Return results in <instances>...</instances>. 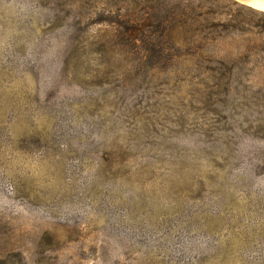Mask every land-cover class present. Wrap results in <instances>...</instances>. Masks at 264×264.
<instances>
[{
    "label": "rangeland",
    "instance_id": "rangeland-1",
    "mask_svg": "<svg viewBox=\"0 0 264 264\" xmlns=\"http://www.w3.org/2000/svg\"><path fill=\"white\" fill-rule=\"evenodd\" d=\"M152 4L0 0V264H264V0Z\"/></svg>",
    "mask_w": 264,
    "mask_h": 264
},
{
    "label": "trees",
    "instance_id": "trees-1",
    "mask_svg": "<svg viewBox=\"0 0 264 264\" xmlns=\"http://www.w3.org/2000/svg\"><path fill=\"white\" fill-rule=\"evenodd\" d=\"M117 1L119 3L122 2V4L123 3L131 4L133 6V11H132L133 14L135 13V11H136V14H140L142 12L140 17H136L135 14L127 15V8L124 7V5H119V9L121 8V11L126 10L125 14L118 13L115 16V13H113L112 10L106 9L104 10V13H106V15H104L100 19H97L95 23H102V24H109V25H149L150 22L158 19V15H160V13L163 10V7L159 8L158 11L154 10V7L156 6H153L152 4L153 0H148L146 5L143 4L144 0H141V1L140 0H117ZM178 7L180 11L177 9L178 11L177 13L170 14L169 22L181 23V25L184 24V21H189L193 25H206L207 24L208 22L207 17L204 18V14L200 11L201 4L192 5V6L179 4ZM209 13L210 15L216 14V12L212 10ZM159 23L160 25H167V19ZM138 30L140 31V28H138ZM142 39L144 40L146 44L147 42L146 38L142 37ZM146 47L148 48V50L152 51L153 54L160 53L159 48H154L153 46H150L149 44H147ZM204 47H205V44L203 42H200L198 45H195V49L197 50V52L198 51L202 52L204 50Z\"/></svg>",
    "mask_w": 264,
    "mask_h": 264
}]
</instances>
